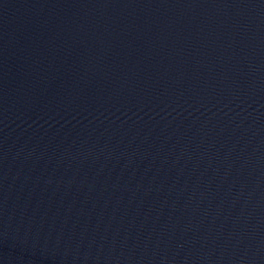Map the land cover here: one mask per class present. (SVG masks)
<instances>
[{
	"label": "water",
	"instance_id": "water-1",
	"mask_svg": "<svg viewBox=\"0 0 264 264\" xmlns=\"http://www.w3.org/2000/svg\"><path fill=\"white\" fill-rule=\"evenodd\" d=\"M0 264H264V0H0Z\"/></svg>",
	"mask_w": 264,
	"mask_h": 264
}]
</instances>
